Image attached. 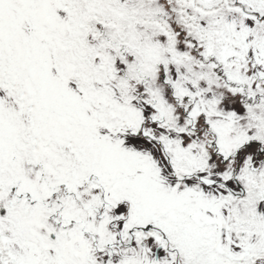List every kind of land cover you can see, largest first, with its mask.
Here are the masks:
<instances>
[{
  "label": "snow or ice",
  "instance_id": "obj_1",
  "mask_svg": "<svg viewBox=\"0 0 264 264\" xmlns=\"http://www.w3.org/2000/svg\"><path fill=\"white\" fill-rule=\"evenodd\" d=\"M0 264H264V0H0Z\"/></svg>",
  "mask_w": 264,
  "mask_h": 264
}]
</instances>
